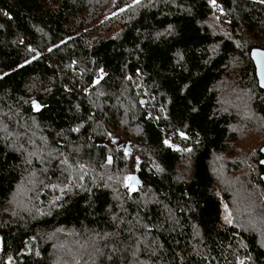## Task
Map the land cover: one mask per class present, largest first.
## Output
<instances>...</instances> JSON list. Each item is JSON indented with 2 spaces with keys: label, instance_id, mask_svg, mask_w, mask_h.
<instances>
[{
  "label": "trees",
  "instance_id": "1",
  "mask_svg": "<svg viewBox=\"0 0 264 264\" xmlns=\"http://www.w3.org/2000/svg\"><path fill=\"white\" fill-rule=\"evenodd\" d=\"M256 48L264 0H0V264H264Z\"/></svg>",
  "mask_w": 264,
  "mask_h": 264
},
{
  "label": "water",
  "instance_id": "2",
  "mask_svg": "<svg viewBox=\"0 0 264 264\" xmlns=\"http://www.w3.org/2000/svg\"><path fill=\"white\" fill-rule=\"evenodd\" d=\"M256 52H264L262 51L261 49L259 48H256V49H252L251 51V55H250V60L252 63H254V66H255V75L258 79V85L259 87L261 88L262 91H264V57H260V56H255L254 53ZM34 105L38 106L37 107H34ZM32 109H33V113H37L40 111V106L38 105V102L32 104ZM261 155H262V161H261V166L264 167V147L262 148V150L260 151ZM138 181L140 182V180L137 178V176L134 178V181ZM262 182L264 184V175L262 176ZM0 244H1V241H0ZM1 248V247H0Z\"/></svg>",
  "mask_w": 264,
  "mask_h": 264
},
{
  "label": "rangeland",
  "instance_id": "3",
  "mask_svg": "<svg viewBox=\"0 0 264 264\" xmlns=\"http://www.w3.org/2000/svg\"><path fill=\"white\" fill-rule=\"evenodd\" d=\"M219 17V16H218ZM219 18H223L222 16L221 17H219ZM167 145L168 146H170L171 148H173V149H177L178 148V146L176 147L175 145H173L172 143H170L169 141H168V143H167ZM129 154H131V151H127ZM137 175H134V174H132V175H130L129 177H133V178H135ZM128 179V178H127ZM138 184H140V182H138L137 180L136 181H134V179H132V180H129L128 179V184H127V187H128V189L130 190H136L137 189V187H138Z\"/></svg>",
  "mask_w": 264,
  "mask_h": 264
},
{
  "label": "snow or ice",
  "instance_id": "4",
  "mask_svg": "<svg viewBox=\"0 0 264 264\" xmlns=\"http://www.w3.org/2000/svg\"><path fill=\"white\" fill-rule=\"evenodd\" d=\"M137 2H139V0H137ZM212 3L214 4L215 3V0H212ZM254 55L255 56L264 57V52H256V53H254ZM262 86H264V85H262ZM34 107H37L38 108V106H36V105H34ZM167 143H168V141H165V144H167ZM128 179L129 180H132L134 178L133 177H129Z\"/></svg>",
  "mask_w": 264,
  "mask_h": 264
},
{
  "label": "built area",
  "instance_id": "5",
  "mask_svg": "<svg viewBox=\"0 0 264 264\" xmlns=\"http://www.w3.org/2000/svg\"><path fill=\"white\" fill-rule=\"evenodd\" d=\"M218 16H219V17H221L222 15H221V14H218ZM84 93L86 94V93H87V91H84Z\"/></svg>",
  "mask_w": 264,
  "mask_h": 264
}]
</instances>
